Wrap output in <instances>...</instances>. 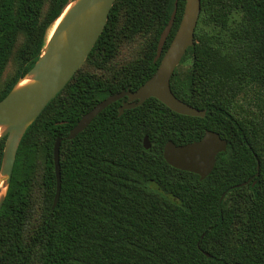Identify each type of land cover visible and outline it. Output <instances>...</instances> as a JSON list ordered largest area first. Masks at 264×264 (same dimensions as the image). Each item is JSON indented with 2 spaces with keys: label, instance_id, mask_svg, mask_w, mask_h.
<instances>
[{
  "label": "trees",
  "instance_id": "1",
  "mask_svg": "<svg viewBox=\"0 0 264 264\" xmlns=\"http://www.w3.org/2000/svg\"><path fill=\"white\" fill-rule=\"evenodd\" d=\"M67 1L0 0V78L19 43L0 99L37 60ZM184 2L113 1L84 62L19 142L0 207V264H264V0H200L194 42L179 62L190 65L176 66L170 88L204 116L176 113L154 97L118 115L122 97L66 139L98 101L152 75L159 35L176 7L162 55ZM135 36L145 38L142 52L115 66L120 43ZM205 129L227 145L204 179L165 162L167 140L188 143Z\"/></svg>",
  "mask_w": 264,
  "mask_h": 264
},
{
  "label": "water",
  "instance_id": "2",
  "mask_svg": "<svg viewBox=\"0 0 264 264\" xmlns=\"http://www.w3.org/2000/svg\"><path fill=\"white\" fill-rule=\"evenodd\" d=\"M113 1L68 0L58 17L48 27L44 45L37 60L0 99V138L6 137L0 165V183L4 188L0 196V207L10 182L16 150L25 130L84 62L103 30ZM69 4L71 5L66 9ZM199 12L200 0H185L178 27L161 55L174 21L176 13V7H174L157 41L153 61L160 56L161 58L152 75L134 91L123 89L98 101L69 129L66 139H72L101 110L122 97H126V100L122 101L118 107V115L125 109L139 105L149 97H154L176 113L204 116V109L196 108L180 100L170 88V77L174 69L186 49L194 42ZM58 18H60L58 23L48 35L50 27ZM23 78H29V81L19 85ZM59 145L60 137L58 136L53 144L56 185L52 207L55 206L60 191ZM226 145L227 141L219 133L205 129L199 139L188 143L175 144L167 140L162 148V157L170 166L195 173L202 180L211 172L217 154L225 151ZM143 147L145 149L150 147L147 136L143 137Z\"/></svg>",
  "mask_w": 264,
  "mask_h": 264
},
{
  "label": "rangeland",
  "instance_id": "3",
  "mask_svg": "<svg viewBox=\"0 0 264 264\" xmlns=\"http://www.w3.org/2000/svg\"><path fill=\"white\" fill-rule=\"evenodd\" d=\"M145 42V38L142 36H135L133 39H129V40H123L119 47H118V53L114 58V62L113 64L115 66L125 63L127 61L132 60V58H134L135 56H137L140 52H142L143 48H144V43ZM19 43L17 44V47L14 48V51L4 69V72L0 78V87H2V85L5 83L6 79L13 73L14 69L17 66V57H16V52L18 49ZM190 65V59L186 58L183 62L179 63L177 65L178 71H185ZM84 69L91 71V72H95V73H100V71L95 70L94 68H92L90 65H83ZM39 154V159L42 158V151L39 150L38 151ZM37 154V155H38Z\"/></svg>",
  "mask_w": 264,
  "mask_h": 264
},
{
  "label": "bare ground",
  "instance_id": "4",
  "mask_svg": "<svg viewBox=\"0 0 264 264\" xmlns=\"http://www.w3.org/2000/svg\"><path fill=\"white\" fill-rule=\"evenodd\" d=\"M71 4H69L66 9L70 6ZM60 18H58L54 23L53 25L50 27L49 31H48V35L52 32V30L54 29L55 25L58 23ZM29 81V78H23L20 82H19V85H23L25 83H27ZM2 183H0V196L3 194L4 192V188H2Z\"/></svg>",
  "mask_w": 264,
  "mask_h": 264
}]
</instances>
